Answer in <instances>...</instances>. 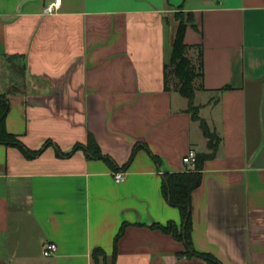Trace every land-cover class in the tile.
I'll return each instance as SVG.
<instances>
[{
  "label": "crops",
  "instance_id": "1",
  "mask_svg": "<svg viewBox=\"0 0 264 264\" xmlns=\"http://www.w3.org/2000/svg\"><path fill=\"white\" fill-rule=\"evenodd\" d=\"M54 1L0 0L8 131L65 153L91 133L119 167L135 144L147 148L118 182L83 150L62 157L50 145L28 158L0 143V264H96L98 247L107 254L98 264H208L179 257L184 244L151 226L181 224L163 173L191 168V149L209 152L188 98L165 85L177 10L194 14L185 34L203 68L194 103L221 137L192 193L194 245L224 264H264V0H61L45 13Z\"/></svg>",
  "mask_w": 264,
  "mask_h": 264
},
{
  "label": "trees",
  "instance_id": "2",
  "mask_svg": "<svg viewBox=\"0 0 264 264\" xmlns=\"http://www.w3.org/2000/svg\"><path fill=\"white\" fill-rule=\"evenodd\" d=\"M175 18L178 21V24L173 39L171 56L169 61L165 64V85L167 89H174L184 97L188 98V111L191 112L193 119L200 120L202 131L208 139L209 152L197 153L195 164L187 170L163 173V196L169 204L179 208L181 213V224L178 225L175 221L171 220L166 224L153 223L151 226L153 228L161 229L166 233L173 234L178 241H181L184 244V249L177 253L179 257L201 258L208 264H224L214 254L197 250L192 237V193L194 189L201 184L205 162L216 155L221 137L212 130L207 121L199 115L200 107L194 103L196 80L203 75L202 62L197 65L193 61L188 54L190 45L185 41V34L188 26L191 25L192 27H196L194 14L190 11L186 12L178 10L175 13ZM11 92L12 91L9 90L0 94V143L19 148L28 158H34L48 146L54 145L58 156H69L77 150H83L88 158L102 159L112 169L118 170L124 169L129 165L139 148H147V145L141 143L135 144L129 161L123 167H119L113 157L103 153L97 140L91 133L89 134L86 143H77L69 153H65L58 145L50 140L46 141L44 146L40 149H31L21 141L18 135L9 132L6 127V117L11 107L9 99ZM153 156L158 160L156 155ZM124 230L125 225H122L115 238V245ZM116 254L117 250L115 247L113 255L114 259L116 258ZM100 257H103L104 259L107 258L105 250L100 247L95 248L93 251V258L96 264L99 263ZM112 264H114V261Z\"/></svg>",
  "mask_w": 264,
  "mask_h": 264
},
{
  "label": "built area",
  "instance_id": "3",
  "mask_svg": "<svg viewBox=\"0 0 264 264\" xmlns=\"http://www.w3.org/2000/svg\"><path fill=\"white\" fill-rule=\"evenodd\" d=\"M61 5V0H55L54 2L50 3L48 7L45 9V13H53L55 12L59 6ZM197 159V153L195 150L191 149L183 156V162L187 165H194ZM126 175L125 170H115L113 172V177L116 181L120 182L124 180ZM58 252V245L55 242H48L44 246V255L45 256H54Z\"/></svg>",
  "mask_w": 264,
  "mask_h": 264
},
{
  "label": "rangeland",
  "instance_id": "4",
  "mask_svg": "<svg viewBox=\"0 0 264 264\" xmlns=\"http://www.w3.org/2000/svg\"><path fill=\"white\" fill-rule=\"evenodd\" d=\"M177 11H178V10H177ZM177 11H176V12H177ZM176 12H175V13H176ZM175 13H174V15H173V17H172L171 19H172L174 22H176V24H178V21H177L176 18H175ZM171 78H172V77H171ZM200 125H201V124H200ZM199 127H200V126H199ZM201 129H202V128H201Z\"/></svg>",
  "mask_w": 264,
  "mask_h": 264
}]
</instances>
